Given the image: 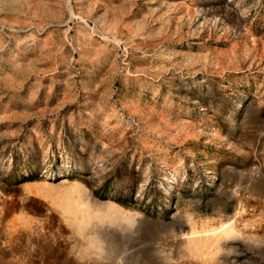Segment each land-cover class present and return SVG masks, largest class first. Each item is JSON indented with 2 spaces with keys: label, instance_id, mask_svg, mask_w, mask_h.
Instances as JSON below:
<instances>
[{
  "label": "rangeland",
  "instance_id": "1",
  "mask_svg": "<svg viewBox=\"0 0 264 264\" xmlns=\"http://www.w3.org/2000/svg\"><path fill=\"white\" fill-rule=\"evenodd\" d=\"M0 264H264V0H0Z\"/></svg>",
  "mask_w": 264,
  "mask_h": 264
},
{
  "label": "bare ground",
  "instance_id": "2",
  "mask_svg": "<svg viewBox=\"0 0 264 264\" xmlns=\"http://www.w3.org/2000/svg\"><path fill=\"white\" fill-rule=\"evenodd\" d=\"M73 192V191H72ZM64 206V205H63Z\"/></svg>",
  "mask_w": 264,
  "mask_h": 264
}]
</instances>
